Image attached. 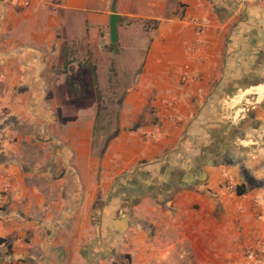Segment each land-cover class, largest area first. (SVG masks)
Wrapping results in <instances>:
<instances>
[{"label":"crops","instance_id":"0c3cea01","mask_svg":"<svg viewBox=\"0 0 264 264\" xmlns=\"http://www.w3.org/2000/svg\"><path fill=\"white\" fill-rule=\"evenodd\" d=\"M111 1L0 0L7 259L104 264L125 245L110 223L129 211L125 229L144 223L169 238L162 258L234 262L264 238V191L241 174L264 183V3L115 0L112 44ZM194 19L206 21L202 32ZM83 63L100 94L121 88L99 150L96 105L80 121L54 106L56 81L64 96L95 101L68 93ZM225 180L243 193L219 188Z\"/></svg>","mask_w":264,"mask_h":264},{"label":"rangeland","instance_id":"374dc122","mask_svg":"<svg viewBox=\"0 0 264 264\" xmlns=\"http://www.w3.org/2000/svg\"><path fill=\"white\" fill-rule=\"evenodd\" d=\"M53 91V96L55 97L54 106L57 108L60 115L64 113V115H70L74 117V120L80 121L81 119L89 118L91 114L94 113L95 101L89 99L79 101L64 96L63 81H56ZM120 91V87L111 86L107 88L104 93H101V100L93 130V147L97 150L100 149L104 141L107 140L115 129V118L119 105L117 99L119 98ZM42 105L51 107V104L48 102L42 103ZM31 155H34V152H31ZM241 174L248 187H262L261 189L264 191V183L257 181L255 179L256 177H253L245 171H242ZM0 194L2 195H0V229L3 230L8 227L7 223L3 221V214L8 210V202L3 201V193L0 192ZM144 204L146 203L142 205ZM122 233L123 236L125 234L126 238L124 239L125 245L122 247V250L118 251L120 253L119 257L108 258L107 262L104 264H196L195 262L190 263L186 260L174 262L169 260L170 258L160 257V251L166 248L169 238L166 237L163 239L162 236H159L155 227L153 228L144 223L132 222L129 229H124V231L119 234ZM0 238L4 239V241L0 243V264H11V261L7 259V256L11 253V249L9 248V236L0 235ZM256 242L262 245V256L264 259V238H259ZM245 248L246 247L242 249V252Z\"/></svg>","mask_w":264,"mask_h":264},{"label":"built area","instance_id":"2783aa9c","mask_svg":"<svg viewBox=\"0 0 264 264\" xmlns=\"http://www.w3.org/2000/svg\"><path fill=\"white\" fill-rule=\"evenodd\" d=\"M16 4L22 7H26L30 5L31 0H12ZM244 2H253L257 4L264 3V0H244ZM193 24L197 27L198 32H202L206 26V21L203 19H194ZM151 136L153 133L150 134ZM219 188L226 191L234 192L235 186L231 182L225 180L222 181ZM262 245L259 242H255L253 245L248 246L242 252L241 256L234 262L229 264H263V256H262Z\"/></svg>","mask_w":264,"mask_h":264},{"label":"trees","instance_id":"16d2710c","mask_svg":"<svg viewBox=\"0 0 264 264\" xmlns=\"http://www.w3.org/2000/svg\"><path fill=\"white\" fill-rule=\"evenodd\" d=\"M80 66L85 68V72L83 75L81 72H79V77L81 78V80L76 83H72V85L68 88V93L75 97L79 95L81 96L93 95L95 98V102H96V114H97L98 106L101 100L100 99L101 94H100V91L95 86L94 67L90 66L89 64H85V63L81 64ZM78 84H80L81 86L78 87ZM243 188H244V185L239 184L235 186V192L237 194H241L244 191ZM3 241L4 239L0 238V243H2Z\"/></svg>","mask_w":264,"mask_h":264},{"label":"water","instance_id":"95a60500","mask_svg":"<svg viewBox=\"0 0 264 264\" xmlns=\"http://www.w3.org/2000/svg\"><path fill=\"white\" fill-rule=\"evenodd\" d=\"M115 0L111 1L110 4V15H109V20H108V37H109V42L114 44L116 43L117 40V35H116V22L119 19V16L115 12ZM129 217L130 213L129 211L126 212L121 218L116 219L110 223V227H112L113 231L116 233H121L129 223Z\"/></svg>","mask_w":264,"mask_h":264},{"label":"flooded vegetation","instance_id":"af4514ba","mask_svg":"<svg viewBox=\"0 0 264 264\" xmlns=\"http://www.w3.org/2000/svg\"><path fill=\"white\" fill-rule=\"evenodd\" d=\"M119 236H120L119 234L116 235L117 240H118ZM113 247L108 250L109 251L108 256L112 257V258H118L120 253L117 252V248L116 247L115 248H113Z\"/></svg>","mask_w":264,"mask_h":264}]
</instances>
